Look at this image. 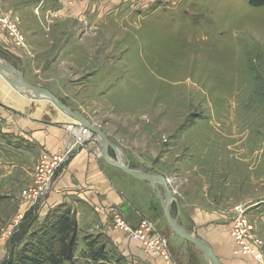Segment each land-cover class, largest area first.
Wrapping results in <instances>:
<instances>
[{
  "label": "rangeland",
  "instance_id": "rangeland-1",
  "mask_svg": "<svg viewBox=\"0 0 264 264\" xmlns=\"http://www.w3.org/2000/svg\"><path fill=\"white\" fill-rule=\"evenodd\" d=\"M26 1L4 4L24 39L70 42L66 66L64 59L56 61L66 68L62 73L56 66L54 74L40 71L50 69L51 56L45 66L39 64L38 73L30 60L27 79L99 124L132 168L166 177L174 195L170 212L182 228L180 209L184 217L194 213L195 202L214 211L210 222L218 224H230L234 214L229 209L242 204L263 241V262L236 254L235 248L233 253L264 264V6L253 7L249 0H119L114 5L110 0H54L65 4L69 14L60 25V9L44 10L52 3L33 9V22L18 18L14 12L20 9L29 14ZM81 1L82 9L76 7ZM3 31L14 48L24 47ZM0 59L27 73L3 48ZM19 96L0 78V264L9 256L18 259L44 224L32 227L31 215L19 219L26 203L22 191L31 185L41 155L35 163L33 152L17 153L3 114L10 116L14 107L26 104L32 112L20 115L49 112L54 122L64 115L47 100ZM59 151L64 149L48 154ZM18 222V232L4 240ZM159 231L169 241L173 264H209L198 248L173 233L166 219ZM14 240L20 243L16 248ZM102 248L103 264H134L101 236L80 233L78 227L73 260L64 264H91L90 252ZM152 256L166 264L162 256Z\"/></svg>",
  "mask_w": 264,
  "mask_h": 264
},
{
  "label": "crops",
  "instance_id": "crops-1",
  "mask_svg": "<svg viewBox=\"0 0 264 264\" xmlns=\"http://www.w3.org/2000/svg\"><path fill=\"white\" fill-rule=\"evenodd\" d=\"M5 1L0 0V16L8 15L4 11ZM84 1L86 2L87 0ZM84 1H81L79 6L77 5L76 7L80 8L82 6V9ZM26 2L28 3H26L25 7L29 10L27 11L29 14L26 16L25 11H21V9L19 10L20 12H14V14L17 17L18 15L19 17L23 15L28 22L35 21L32 10L39 8L43 3H52V6L50 5L44 9L46 11L60 9L61 14L58 16L61 17L59 21L62 24L59 23L60 25H63L66 17L69 16L66 12L67 6L65 4L61 6L60 3H56L54 0H38L35 4H31L28 0ZM110 2L114 5L121 1L110 0ZM109 5L111 6V4ZM76 9L74 8L70 14ZM5 38L4 31L0 27V49L3 48L11 52L13 58L19 61L18 64L21 63L26 67L27 73L21 72L26 79L28 77L26 75L30 73V60H34L36 63L34 67L37 69H33L36 73H38V68H41L40 65L43 64L45 66V61L49 58L51 59V56H54V58L49 62L51 63L50 69L44 68L40 71H50V74H54L53 69L56 66L58 68L57 74H60L63 72L61 71L63 68L66 69L64 67L68 60V55L66 56L68 52L66 51L69 50L68 45L70 43L68 39H32V37H28L24 39L23 48H14L10 40ZM54 44H57L58 47L53 48ZM62 59H64L63 68L56 64V61ZM12 66L15 68L19 67ZM40 75L38 76L40 77ZM27 82L40 83L32 79ZM2 105L7 106L4 103ZM11 105H8V107L13 108L14 104ZM25 110H30L29 105L24 104L21 109L14 107L10 116L6 117L3 114L7 124L6 127L8 128V132L5 129L4 132L12 135L13 145L11 146L14 148L16 146L17 153L24 151L33 152L36 163L42 153H54L60 148L65 149L66 144H71L75 140V132L78 134V128L73 120L61 113H59V117L56 116L55 122L53 120L54 115L49 114V112L44 117L34 113L20 115ZM69 125H73L76 130L70 131ZM96 125L99 126V124ZM102 131L104 132V130ZM104 133L107 135L106 132ZM108 154L112 158L117 157L113 149H108ZM125 161L130 166L128 160L125 159ZM156 196L149 183L136 179L107 163L101 157L100 143L91 131L88 141L83 146L76 148L64 166L57 170L51 191L43 202L32 205V203L25 200L26 203L18 215L19 219L23 216L22 221L31 215L33 227L35 224L44 222L50 213L56 210H69L76 220L80 233L101 236L106 240L108 246L120 252L134 264H163L160 257L149 255L143 250L139 241L130 239L127 232L114 224L116 215H121L125 223L130 227H136L141 219L145 218L151 221L159 231L163 228V221L166 218L164 211L161 213L157 207ZM233 208L234 206L229 209L231 215L234 214ZM180 211L184 229L205 241L213 250L219 264H255L250 259L234 255L233 250L235 247L229 234L230 224L210 222V219L214 220L215 216L213 214H216L214 211L211 212L208 207L202 209L200 204L196 202L194 213L184 217L182 208ZM18 221L21 222V220ZM19 222L18 227H15V229L13 227V229L3 235V237H6L3 238L4 240L11 238L18 232L21 225ZM169 238L172 239V237ZM175 242L177 243V241Z\"/></svg>",
  "mask_w": 264,
  "mask_h": 264
},
{
  "label": "built area",
  "instance_id": "built-area-1",
  "mask_svg": "<svg viewBox=\"0 0 264 264\" xmlns=\"http://www.w3.org/2000/svg\"><path fill=\"white\" fill-rule=\"evenodd\" d=\"M0 27L7 31L16 45L24 44V37L19 28L9 15L0 16ZM78 134L73 143L66 144L64 151L55 154L42 153L37 161L33 173L32 183L22 191V197L29 203L38 204L43 202L51 191L56 170L65 163L72 152L88 141L91 131L88 127L76 124ZM70 131L76 130L73 125H69ZM233 218L230 223V237L234 243L236 254L250 255L258 262H263V241L256 233L254 225L245 215V208L242 204H237L233 208ZM116 227L128 233L130 239L139 241L146 251L152 255H160L166 264H173L175 258L171 255L169 241L154 224L143 218L136 227L127 225L121 215L114 217Z\"/></svg>",
  "mask_w": 264,
  "mask_h": 264
},
{
  "label": "water",
  "instance_id": "water-1",
  "mask_svg": "<svg viewBox=\"0 0 264 264\" xmlns=\"http://www.w3.org/2000/svg\"><path fill=\"white\" fill-rule=\"evenodd\" d=\"M0 77L8 86H10L12 89L18 90L25 97L32 100H47L71 120L77 121L82 127H88L89 130L95 134L96 139H98L100 143V155L107 163L121 169L123 172L136 179L149 183L159 198L166 221L173 233L198 248L206 256L209 264H219L218 259L211 247L202 239L194 236L192 233H189L184 228H182L178 224L177 217L171 214L170 207L174 201V195L166 177H164L162 174L142 172L131 168L126 163L120 148L108 138L102 129L93 125L89 119H87L79 111L70 109L47 88L27 82L15 67L2 59H0ZM109 148H112L115 151L117 156L116 158L109 156ZM157 183L161 185L164 196H162L161 191L157 188Z\"/></svg>",
  "mask_w": 264,
  "mask_h": 264
},
{
  "label": "trees",
  "instance_id": "trees-1",
  "mask_svg": "<svg viewBox=\"0 0 264 264\" xmlns=\"http://www.w3.org/2000/svg\"><path fill=\"white\" fill-rule=\"evenodd\" d=\"M253 7L264 6V0H249ZM256 88L259 80L254 76ZM37 235L34 233L33 241L26 242L20 250L19 258L11 259L9 256L6 264H64L71 262L77 247V225L75 218L69 210H56L46 218L44 224L39 228ZM12 246L20 244L12 241ZM88 246L91 247L90 244ZM91 264H103L106 254L103 248L98 252H90ZM89 264V263H88Z\"/></svg>",
  "mask_w": 264,
  "mask_h": 264
},
{
  "label": "bare ground",
  "instance_id": "bare-ground-1",
  "mask_svg": "<svg viewBox=\"0 0 264 264\" xmlns=\"http://www.w3.org/2000/svg\"><path fill=\"white\" fill-rule=\"evenodd\" d=\"M14 91H16L19 95H21L22 97H25L24 95H22L18 90H15V89H13ZM27 98V97H26ZM18 104V103H17ZM58 109V108H57ZM61 112V111H60ZM64 116H66V115H64ZM67 117V116H66ZM69 118V117H68ZM70 119V118H69ZM74 121V120H73ZM75 122V124H78V125H80L77 121H74Z\"/></svg>",
  "mask_w": 264,
  "mask_h": 264
}]
</instances>
